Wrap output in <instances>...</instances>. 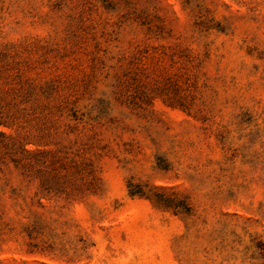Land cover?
<instances>
[{
    "label": "rangeland",
    "instance_id": "rangeland-1",
    "mask_svg": "<svg viewBox=\"0 0 264 264\" xmlns=\"http://www.w3.org/2000/svg\"><path fill=\"white\" fill-rule=\"evenodd\" d=\"M0 264H264V0H0Z\"/></svg>",
    "mask_w": 264,
    "mask_h": 264
}]
</instances>
